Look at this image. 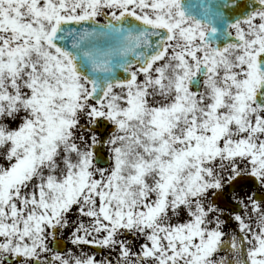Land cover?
<instances>
[{"label": "snow or ice", "instance_id": "6c2138e0", "mask_svg": "<svg viewBox=\"0 0 264 264\" xmlns=\"http://www.w3.org/2000/svg\"><path fill=\"white\" fill-rule=\"evenodd\" d=\"M0 161V264H264V0H0Z\"/></svg>", "mask_w": 264, "mask_h": 264}, {"label": "rangeland", "instance_id": "374dc122", "mask_svg": "<svg viewBox=\"0 0 264 264\" xmlns=\"http://www.w3.org/2000/svg\"><path fill=\"white\" fill-rule=\"evenodd\" d=\"M0 162H2V161H0ZM246 192H251L250 190H244V191H240V192H238L239 194H241V195H243L244 193H246ZM224 219H228V217H224ZM230 222H228V223H231L232 224V226L235 228V222H233V221H231V220H229ZM227 223V224H228ZM227 224H225L224 226H226ZM70 236H71V231H64L63 233H61V234H59V237L60 238H62V239H64L66 242H67V244H68V248H67V250L66 251H68L69 249H73V250H75L76 252H79L80 251V248H78V247H75V246H73L72 244H71V242H70ZM128 240H130V241H134L135 242V244H136V246L138 247V245H139V241L135 238V237H133L131 234H129V235H127V237H126ZM65 251V252H66ZM83 251L84 252H88V253H94L95 255H96V258L97 259H101V258H105V257H108V258H110V259H112L114 262H115V260L117 259V256H116V253L115 252H109V250L108 249H106V248H103V252L101 253V254H97L96 252H94V251H92V250H90V249H88V245H86V246H84L83 247Z\"/></svg>", "mask_w": 264, "mask_h": 264}, {"label": "water", "instance_id": "95a60500", "mask_svg": "<svg viewBox=\"0 0 264 264\" xmlns=\"http://www.w3.org/2000/svg\"><path fill=\"white\" fill-rule=\"evenodd\" d=\"M221 206H224L223 203H221ZM65 249H66V243L64 241L60 240V244H59V247L57 248V250L63 252ZM93 249L96 250L97 252H101V248H99L97 246H94Z\"/></svg>", "mask_w": 264, "mask_h": 264}, {"label": "flooded vegetation", "instance_id": "af4514ba", "mask_svg": "<svg viewBox=\"0 0 264 264\" xmlns=\"http://www.w3.org/2000/svg\"><path fill=\"white\" fill-rule=\"evenodd\" d=\"M195 1H196V0L189 1V2H191V3H196ZM254 188H255V185H254L253 183H247V184H245L243 187L239 188V189L237 190V192H239V191H244V190H250V191H253Z\"/></svg>", "mask_w": 264, "mask_h": 264}]
</instances>
